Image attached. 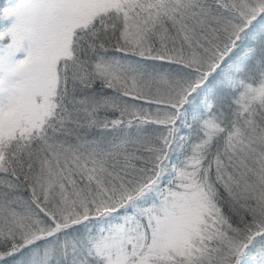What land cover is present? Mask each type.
<instances>
[{"label":"snow or ice","instance_id":"1","mask_svg":"<svg viewBox=\"0 0 264 264\" xmlns=\"http://www.w3.org/2000/svg\"><path fill=\"white\" fill-rule=\"evenodd\" d=\"M0 264H264V0L0 5Z\"/></svg>","mask_w":264,"mask_h":264},{"label":"trees","instance_id":"2","mask_svg":"<svg viewBox=\"0 0 264 264\" xmlns=\"http://www.w3.org/2000/svg\"><path fill=\"white\" fill-rule=\"evenodd\" d=\"M6 2H7V0H0V5H3Z\"/></svg>","mask_w":264,"mask_h":264}]
</instances>
